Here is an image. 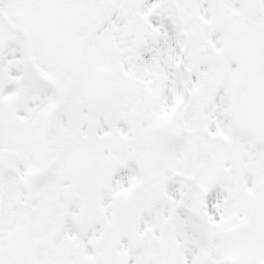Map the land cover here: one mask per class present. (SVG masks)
Listing matches in <instances>:
<instances>
[{"label": "snow or ice", "instance_id": "snow-or-ice-1", "mask_svg": "<svg viewBox=\"0 0 264 264\" xmlns=\"http://www.w3.org/2000/svg\"><path fill=\"white\" fill-rule=\"evenodd\" d=\"M0 264H264V0H0Z\"/></svg>", "mask_w": 264, "mask_h": 264}]
</instances>
